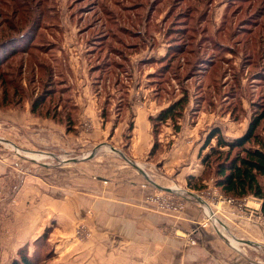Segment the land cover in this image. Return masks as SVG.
<instances>
[{"label":"rangeland","instance_id":"374dc122","mask_svg":"<svg viewBox=\"0 0 264 264\" xmlns=\"http://www.w3.org/2000/svg\"><path fill=\"white\" fill-rule=\"evenodd\" d=\"M10 42L13 52L0 63V264L25 245L40 264H77L84 253L78 264L116 257L120 234L92 220L90 208L68 212L62 201L71 188L82 194L130 181L152 191L149 198L182 194L201 207L190 192L202 195L215 217L201 226V207L195 229L174 233L190 247L203 241L204 228L228 243L231 236L249 250L244 264H264L247 234L264 233L261 199L225 195L213 177L217 156L203 162L216 144L205 146L212 129L233 139L264 114V0H0V44ZM75 76L85 82L72 84ZM37 98L40 115L31 112ZM180 99V117L154 126L152 117ZM67 113L71 132L62 123ZM140 116L151 133L145 143L135 129L145 125ZM201 173L205 187L190 188L187 177ZM150 201L163 213L182 212Z\"/></svg>","mask_w":264,"mask_h":264},{"label":"crops","instance_id":"0c3cea01","mask_svg":"<svg viewBox=\"0 0 264 264\" xmlns=\"http://www.w3.org/2000/svg\"><path fill=\"white\" fill-rule=\"evenodd\" d=\"M77 64L75 63L74 65L72 63L75 67ZM71 79L73 80V83H71L74 85L75 82H85L84 78L77 76ZM84 110L85 113L89 114L88 112L90 110L92 112L93 108H88L87 110L84 108ZM139 121L143 123L145 120L140 116ZM140 124H137L135 129L137 136L140 134L139 137L145 143V140L149 141L151 138V133L148 129L149 125H147L149 123L145 121L144 126ZM110 131L108 123L107 127L103 129L104 136H111ZM80 133L82 132L80 131ZM101 135L102 133L99 137ZM26 156L38 160V158L29 156L28 154ZM134 183L137 184V182ZM132 184V181H130V184L123 189L112 188L110 187L111 185L100 189L97 186L94 189H89V192L82 194L76 193V189L71 188L70 194H67L70 198L62 201L64 208L68 212L90 208L94 214L92 220L96 221L98 219L109 230L120 234L122 238L120 243H124V250L119 255L117 254L116 257L105 256L103 264H117V259H121L122 264H244V250L247 253L249 250L244 249V247L242 248L240 244L236 246L232 242L231 238L233 237L231 236H229L231 242L228 243L225 238L204 228L199 230V234L204 233L205 238L203 241L201 243L196 242L198 245L194 244V246L190 247L184 244L185 238L174 233L176 230L179 231L181 229L187 233V230L195 229L194 226L197 223L200 224L202 210L199 205L187 201L179 215L166 214L165 212H161V209H158L149 200L148 196L152 191L148 188L143 189L135 185L133 187ZM79 195L81 196L80 199ZM207 203L209 204L208 200ZM217 205H220V203ZM213 212L214 214L217 213L214 210ZM247 234L251 235L253 237L251 240L258 244L260 249V251H257L258 254H263L264 233H261L260 228L258 230L252 227V230ZM120 237L118 238L120 239ZM233 239L238 241L235 238ZM94 243L92 241L93 246L97 247L96 250H104L100 241ZM148 245L156 247V253L149 254L147 250ZM82 248L86 249L85 246H82ZM234 248L237 249L235 253L232 252ZM256 250H258L257 247ZM85 259H87V254L84 253L82 257H77L76 263L83 262ZM97 259L100 260L102 258L98 257Z\"/></svg>","mask_w":264,"mask_h":264},{"label":"trees","instance_id":"16d2710c","mask_svg":"<svg viewBox=\"0 0 264 264\" xmlns=\"http://www.w3.org/2000/svg\"><path fill=\"white\" fill-rule=\"evenodd\" d=\"M4 44H0V63L12 54L14 48V43ZM40 99L34 100L31 112L40 113V103L38 102ZM183 107L184 100L180 99L161 109L152 117L156 122L154 126L159 121L169 119L176 121L180 117ZM45 117H48L47 113ZM50 118L56 119L55 116H50ZM70 120V114L67 113L62 123L71 132L74 131L75 125L69 124ZM263 122L264 114L256 115L250 120L246 131L233 139H227L218 127L212 129L205 146H208L212 139L216 140V144L210 146L211 154L207 155L203 162L209 163L211 156H217L213 166V177L215 185L222 193L234 198L251 195L261 199L264 207V134L259 131ZM204 180L205 177L202 173L197 176H188L187 184L190 188L197 190L205 187ZM10 264H40V260L37 254L34 251L29 252L25 245L18 249L17 256L12 259Z\"/></svg>","mask_w":264,"mask_h":264},{"label":"built area","instance_id":"2783aa9c","mask_svg":"<svg viewBox=\"0 0 264 264\" xmlns=\"http://www.w3.org/2000/svg\"><path fill=\"white\" fill-rule=\"evenodd\" d=\"M179 197H181V200L180 201H176L175 197H173L172 195L165 197V196H163V194L158 193V194H154L153 196H151L150 198L148 197V198H149V200L151 199L152 201H154L155 203L160 205L161 207H168V206L170 207L171 206V207H173L175 209H177V208L183 209L186 200L182 199V198H184L182 196V194ZM195 197L196 198H193L194 200L195 199L198 200V201H199V199L201 200L200 205L204 209L205 215L207 216V218H205V220L200 225L203 226V227H206L209 224V217L213 218L206 212V208L210 209L209 204L207 203V200L203 198L202 195H198L197 194ZM197 197H198V199H197ZM188 199H190V198H188ZM224 200L233 201L234 199L233 198H228V197L225 198L224 197ZM212 213L214 214V212H212Z\"/></svg>","mask_w":264,"mask_h":264},{"label":"bare ground","instance_id":"6f19581e","mask_svg":"<svg viewBox=\"0 0 264 264\" xmlns=\"http://www.w3.org/2000/svg\"><path fill=\"white\" fill-rule=\"evenodd\" d=\"M19 150V149H18ZM22 151V150H21ZM26 154H28L29 156H32V157H35V158H38V159H41V158H45L47 155L46 153L43 154V153H37V152H34V151H26L25 152ZM206 212L211 216V217H215V215L212 213L213 211L211 210V208H206ZM98 231V230H97ZM101 231V230H100ZM95 238V237H93ZM111 239V238H110ZM114 240V239H113ZM232 242L238 246L239 245V242L238 241H235L233 238H231ZM115 241V240H114ZM122 251V250H121Z\"/></svg>","mask_w":264,"mask_h":264},{"label":"water","instance_id":"95a60500","mask_svg":"<svg viewBox=\"0 0 264 264\" xmlns=\"http://www.w3.org/2000/svg\"><path fill=\"white\" fill-rule=\"evenodd\" d=\"M112 148L115 149L114 146H112ZM133 165L136 166L138 169H141V170H142L141 166H140L137 162H134ZM159 187L162 188V189L168 190V191H171V190L173 189V187H165V186H160V185H159ZM190 194L196 196V195H195L194 193H192V192H190Z\"/></svg>","mask_w":264,"mask_h":264}]
</instances>
